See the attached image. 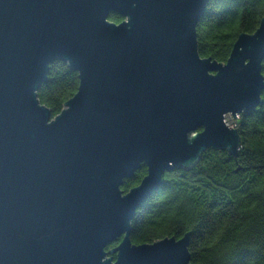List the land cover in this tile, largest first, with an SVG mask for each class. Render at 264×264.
Wrapping results in <instances>:
<instances>
[{"label": "water", "instance_id": "95a60500", "mask_svg": "<svg viewBox=\"0 0 264 264\" xmlns=\"http://www.w3.org/2000/svg\"><path fill=\"white\" fill-rule=\"evenodd\" d=\"M208 2L0 0V264H193L191 232L137 244L131 222L166 172L236 156L226 116L263 105L264 17L203 57ZM56 60L79 87L53 117L38 90Z\"/></svg>", "mask_w": 264, "mask_h": 264}, {"label": "trees", "instance_id": "16d2710c", "mask_svg": "<svg viewBox=\"0 0 264 264\" xmlns=\"http://www.w3.org/2000/svg\"><path fill=\"white\" fill-rule=\"evenodd\" d=\"M263 17L264 0H209L197 24L200 54L226 61L238 36L255 32ZM109 19L124 17L111 13ZM78 87V72L56 60L38 96L54 117ZM262 98L263 105L232 120L241 135L236 156L209 148L193 168L165 173L164 184L131 222L134 243L191 232L193 264H264V90ZM146 173L144 165L122 189L138 185Z\"/></svg>", "mask_w": 264, "mask_h": 264}, {"label": "rangeland", "instance_id": "374dc122", "mask_svg": "<svg viewBox=\"0 0 264 264\" xmlns=\"http://www.w3.org/2000/svg\"><path fill=\"white\" fill-rule=\"evenodd\" d=\"M238 118V117H237ZM235 120L236 118H233L231 115L226 116L227 123L232 126V120Z\"/></svg>", "mask_w": 264, "mask_h": 264}, {"label": "built area", "instance_id": "2783aa9c", "mask_svg": "<svg viewBox=\"0 0 264 264\" xmlns=\"http://www.w3.org/2000/svg\"><path fill=\"white\" fill-rule=\"evenodd\" d=\"M237 117H239V115ZM232 127H233V124H232Z\"/></svg>", "mask_w": 264, "mask_h": 264}, {"label": "flooded vegetation", "instance_id": "af4514ba", "mask_svg": "<svg viewBox=\"0 0 264 264\" xmlns=\"http://www.w3.org/2000/svg\"><path fill=\"white\" fill-rule=\"evenodd\" d=\"M238 115H240V114H238ZM234 118V117H233ZM234 127V126H233Z\"/></svg>", "mask_w": 264, "mask_h": 264}]
</instances>
